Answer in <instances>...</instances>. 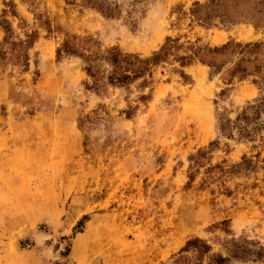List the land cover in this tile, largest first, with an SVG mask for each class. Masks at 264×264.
Segmentation results:
<instances>
[{"label":"rangeland","instance_id":"1","mask_svg":"<svg viewBox=\"0 0 264 264\" xmlns=\"http://www.w3.org/2000/svg\"><path fill=\"white\" fill-rule=\"evenodd\" d=\"M168 39L110 84L111 49ZM228 43L261 73L179 61ZM220 258L264 264V0H0V264Z\"/></svg>","mask_w":264,"mask_h":264},{"label":"trees","instance_id":"2","mask_svg":"<svg viewBox=\"0 0 264 264\" xmlns=\"http://www.w3.org/2000/svg\"><path fill=\"white\" fill-rule=\"evenodd\" d=\"M199 5V4H196ZM171 39H168V44L162 48L159 53L154 54L152 57L141 60L138 56L133 55H124L119 52L117 49H111L108 53L110 54L108 58H106L109 62H111L115 70L109 77L110 84L112 85H125L134 80H137L143 76H145L146 72H149L150 68L163 60L167 59L170 55L174 46H171ZM262 44L261 43H248V44H231L228 43L221 47L216 48H195L191 47V51H193L191 56H183L179 58V61L182 63V66H186L191 64L195 58L200 60L201 62L209 64V66L216 72H220L222 70V66H218L215 62L208 60L209 56L216 57L218 55L223 54H231V55H238L241 56L240 61L233 67L230 71V76L232 77H241L247 78L248 76L252 75L253 73H261L262 67L261 66H254L253 69L244 66L243 64L248 59L247 56H251L256 54L259 51H262ZM64 51L68 54L76 53V49L74 46L69 45L68 43L64 44ZM63 52L62 50L59 51V54ZM89 59V57H86ZM250 62V61H248ZM93 63V62H92ZM124 65V66H123ZM93 66L90 64L89 68L86 69L88 74L96 78L93 74ZM257 84V82H255ZM198 241V240H197ZM195 242H189L187 247L183 249V251H187L190 247H195ZM211 251V248L207 245L204 246V250L200 251L202 254H207ZM225 262L224 259H218L217 264H223Z\"/></svg>","mask_w":264,"mask_h":264}]
</instances>
